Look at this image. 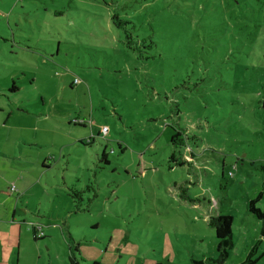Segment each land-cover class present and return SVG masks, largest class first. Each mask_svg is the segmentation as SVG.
<instances>
[{
	"label": "rangeland",
	"instance_id": "1",
	"mask_svg": "<svg viewBox=\"0 0 264 264\" xmlns=\"http://www.w3.org/2000/svg\"><path fill=\"white\" fill-rule=\"evenodd\" d=\"M239 1L222 24L191 0H0V169L34 153L19 173L51 237L21 264H214L211 216L233 217L223 264H264V0Z\"/></svg>",
	"mask_w": 264,
	"mask_h": 264
},
{
	"label": "crops",
	"instance_id": "2",
	"mask_svg": "<svg viewBox=\"0 0 264 264\" xmlns=\"http://www.w3.org/2000/svg\"><path fill=\"white\" fill-rule=\"evenodd\" d=\"M25 112L28 111L25 110ZM32 154L34 155V153L26 154L22 151L20 155L12 153L6 155L5 153L1 157L5 163L2 164L4 169H0V264H21V246L31 237L34 241L33 226L37 224L44 227L46 237L44 241H51L45 226L35 220V215L40 217L41 212L39 210L33 211L32 207L30 208L32 197H29L28 194L32 186H28L26 183L31 177H23L33 171H26L24 176L19 173L20 164L24 161H28L26 164L33 167L41 165L36 161L30 162L29 159H21L22 156L25 158L33 157ZM41 167L42 170L48 169L45 163ZM12 187L16 189L14 192L11 190ZM42 189L46 193L45 188ZM25 199H30L28 205L25 204ZM71 239L73 240V238ZM37 242L34 241V243Z\"/></svg>",
	"mask_w": 264,
	"mask_h": 264
},
{
	"label": "trees",
	"instance_id": "3",
	"mask_svg": "<svg viewBox=\"0 0 264 264\" xmlns=\"http://www.w3.org/2000/svg\"><path fill=\"white\" fill-rule=\"evenodd\" d=\"M192 3L195 4L196 7H198L200 9H210L212 11V15H210L209 18H213L214 21H218V23H222L225 24L227 23V16L226 13L227 12H233L234 9H236L239 5H240V1L239 0H191ZM197 3H201L203 8H200L199 6H197ZM205 3L207 4V6H205ZM200 17V15H199ZM197 17V18H199ZM212 20V19H211ZM113 21L114 24L117 26V28H123L126 27L128 25H132L133 23L131 20H127L124 18H121L120 15H115L113 17ZM126 30V29H125ZM126 42H128V47L131 48V44L133 43L134 40H139V37H136L134 35V33H128L126 31ZM143 42L146 41H152V38L147 36L146 38H143L142 40ZM152 45H154V43L152 42ZM247 66L244 67V70L246 69ZM78 79H75L74 83H77ZM200 84H196V86H198ZM12 93H16L18 91V88L15 86L13 87V89H11ZM74 125L76 126H84L87 127V123L85 122H80V121H75ZM175 129V128H173ZM176 132L175 134L172 136L171 139V143H173L174 145H179V146H183V138H182V132L186 133V129H175ZM85 142V141H84ZM102 160L104 161V163L109 164L108 158L106 153H104L102 155ZM184 162L178 161L177 165H183ZM84 190L83 191H79L77 189H74V187H70L68 189V197L70 198V202L72 205V210L71 213L73 214H78V213H82V212H86L89 210V206L94 203V201L96 199H98V194L96 192H94V188L93 186L87 182L84 185ZM81 190V189H80ZM94 193V200L91 198L92 194ZM261 196L257 197L254 200H251L249 202L248 205V210L249 213L253 216H255L258 220L264 221V210H261L257 207V203L260 201ZM87 201V202H86ZM89 202V204H88ZM91 203V204H90ZM86 205V206H85ZM232 221H233V217H229V216H211L209 218V226L211 228H213L215 230L216 233V237H217V249H218V253H219V257L216 261H214V264H223L228 256H229V251L230 249L233 247V237H232ZM40 225V224H37ZM42 226V225H41ZM35 226H33V233H34V241H43L45 240V233H44V237L43 238H37V233L35 230ZM44 230V227H43ZM73 236V235H72ZM71 236V238H73ZM73 242V241H72ZM74 248H71V252H72V257H71V262L70 264H79L74 256ZM252 255H250L251 257ZM247 260L246 264H254L257 263L258 260L252 261L251 259ZM194 264H204L202 261H198V260H194Z\"/></svg>",
	"mask_w": 264,
	"mask_h": 264
},
{
	"label": "built area",
	"instance_id": "4",
	"mask_svg": "<svg viewBox=\"0 0 264 264\" xmlns=\"http://www.w3.org/2000/svg\"><path fill=\"white\" fill-rule=\"evenodd\" d=\"M76 82H78V80ZM11 190L14 192L16 189H15V187H12ZM35 228H36L35 230H36V233H37V238H43L44 237L43 226L36 225Z\"/></svg>",
	"mask_w": 264,
	"mask_h": 264
}]
</instances>
